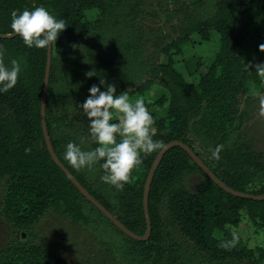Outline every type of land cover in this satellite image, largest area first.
I'll return each instance as SVG.
<instances>
[{"label":"trees","instance_id":"trees-1","mask_svg":"<svg viewBox=\"0 0 264 264\" xmlns=\"http://www.w3.org/2000/svg\"><path fill=\"white\" fill-rule=\"evenodd\" d=\"M169 1L180 5L175 37L157 50L162 61L146 58L137 63L145 37L132 21L135 0H0V35L13 34V10L32 11L42 6L68 25L50 50L45 97L48 140L58 161L82 188L137 236L145 230L141 204L144 179L160 149L142 155V164L133 170L132 182L123 191L101 181L103 161L94 166L101 186L92 188L85 172L73 169L64 159L70 142L84 151L98 147L90 139L89 120L79 106L93 84L106 91L99 84L101 78L116 86L117 95L126 91L124 87L133 86L127 90L129 99L144 98L155 121V141L163 146L182 142L226 187L250 195L264 194V153L252 150L240 136L242 119L237 111L239 99L251 88L264 93V78L255 72L252 58L243 53L248 36L258 37V29L264 25V1L192 0L191 6L196 8L215 1L212 14L204 19L182 8L180 0ZM210 32L217 35V50L208 61L196 56L182 60V69L192 80L187 82L175 68L174 58L182 56L192 36L207 42ZM261 44L263 37L255 43L252 55L264 63ZM0 45L6 50V64L11 59L21 64L15 87L0 93V181L5 179L6 185L3 216L15 226L26 227L51 209L85 225L88 219L82 203L89 204L52 163L42 138L39 106L46 49L29 48L19 36L0 38ZM248 64L253 67L249 69ZM93 70L97 75L87 77ZM154 87L162 92L153 91ZM218 145L223 149L216 160L212 152ZM25 148L31 152L26 154ZM195 172L202 179L190 193L182 181ZM89 207L123 238L120 255L125 258L161 264H260L264 259L262 248H248L228 229L238 227L243 213L253 229L262 231L264 242V200L226 194L178 147L165 152L152 176L146 199L150 232L144 242L130 240ZM171 229L191 244L200 261L179 251L171 241ZM215 232L220 234L218 238L213 236ZM0 264L66 263L40 242L0 249Z\"/></svg>","mask_w":264,"mask_h":264},{"label":"rangeland","instance_id":"rangeland-1","mask_svg":"<svg viewBox=\"0 0 264 264\" xmlns=\"http://www.w3.org/2000/svg\"><path fill=\"white\" fill-rule=\"evenodd\" d=\"M191 1L180 0V4L184 5L182 8L191 11L196 18L204 19L212 14L215 1H208L200 8L192 7ZM135 3L137 8L131 14L132 21L145 37L136 61L139 63L146 58L162 61L161 56L157 55V50L175 37V29L181 19L177 11L180 5L174 6L169 0H135ZM258 33V37L249 35L243 47V53L250 56L255 65L263 63L258 57H253L252 51L255 43L259 42L261 37L264 38V25L259 27ZM190 40L191 44L183 49L182 56L174 58L175 68L187 82L192 80L183 71L182 60L189 56H196L203 61H208L217 50V35L214 32H210V40L207 42H201L196 36H192ZM132 88L133 86L124 87V90ZM153 91L162 92V89L154 87ZM260 95L264 93L253 87L247 95L239 99L237 111L241 115L242 123L238 132L252 150L264 153V120L257 119ZM130 101L134 102L131 99ZM94 168L96 167L91 170L82 169L92 188L101 186ZM201 179L202 176L198 172L192 173L183 179L182 186L191 193L194 185ZM5 187V179H2L0 181V249L16 243L39 244L42 242L50 253L66 264H161L160 262H142L133 256L122 257L120 252L123 251V238L98 217L86 203H82L83 212L88 219L85 225L62 217L58 211L46 209L33 224L26 227L15 226L2 213ZM228 229L245 241L248 248L260 247L264 250L262 231L253 229L243 213L238 227L234 230ZM169 233L172 243L181 253L194 261L201 260L191 244L176 230L171 229ZM213 236L218 238L220 234L215 232ZM260 264H264V259Z\"/></svg>","mask_w":264,"mask_h":264},{"label":"clouds","instance_id":"clouds-1","mask_svg":"<svg viewBox=\"0 0 264 264\" xmlns=\"http://www.w3.org/2000/svg\"><path fill=\"white\" fill-rule=\"evenodd\" d=\"M67 26L64 19H57L42 6L32 11L25 9L11 12L12 32L21 37L29 48L49 49L56 44ZM259 50L264 52V44L259 46ZM5 51L0 45V93H7L14 88L21 73V64L17 59L5 63ZM247 66L249 69L253 67L252 64ZM255 72L264 78V63L256 64ZM94 75H97L95 70L86 73L89 78ZM99 84L106 91H101L99 86L93 84L89 89L90 95L79 106L89 120L90 139L98 147L84 151L70 142L66 146L64 159L77 171L85 168L91 170L103 161L100 164L104 172L101 181L114 186L117 191H123L125 185L132 182L133 170L142 164V155H150L163 145L153 139L155 121L143 97L132 102L127 91L117 95L116 86L103 78ZM258 101L257 119L264 120V95H260ZM113 119L119 122L112 123ZM222 149L223 146L218 145L212 152V158L219 160ZM30 152L31 148H25L26 154Z\"/></svg>","mask_w":264,"mask_h":264},{"label":"water","instance_id":"water-1","mask_svg":"<svg viewBox=\"0 0 264 264\" xmlns=\"http://www.w3.org/2000/svg\"><path fill=\"white\" fill-rule=\"evenodd\" d=\"M18 36L17 34H6V35H0V38L2 39H9L12 37ZM50 50L46 49V58H45V68H44V75L42 80V86H41V94H40V106H39V115H40V128L42 133V138L44 142V146L46 149V152L51 159L52 163L60 170V172L64 175V177L68 180V182L75 188V190L78 192V194L95 210H97L112 226H114L120 233H122L124 236L129 238L133 241L138 242H144L150 232V224L147 214V208H146V199H147V192L149 189V185L152 179V176L161 160L163 155L167 150H169L172 147H178L180 148L185 154L189 157L191 162L220 190L225 192L228 195H231L235 198H241L246 200H252V201H262L264 200V194L261 195H250L247 193H241L234 191L228 187H226L224 184H222L211 172L204 166V164L197 158V156L190 150L189 147H187L182 142L178 141H171L167 144H165L155 155L154 159L152 160L150 167L147 171V174L144 179L143 188H142V198H141V204H142V213H143V219L145 224V230L141 236H137L131 232H129L126 228H124L109 212H107L97 201H95L83 188L82 186L74 179V177L64 168V166L58 161L56 158L54 152L52 151V148L50 146L48 136L45 129V97H46V88H47V82H48V74H49V67H50Z\"/></svg>","mask_w":264,"mask_h":264}]
</instances>
